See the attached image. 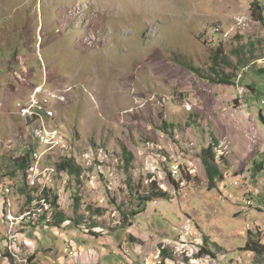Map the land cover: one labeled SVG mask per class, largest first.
I'll return each mask as SVG.
<instances>
[{"label":"rangeland","instance_id":"374dc122","mask_svg":"<svg viewBox=\"0 0 264 264\" xmlns=\"http://www.w3.org/2000/svg\"><path fill=\"white\" fill-rule=\"evenodd\" d=\"M254 1L0 0V201L8 211L2 221L0 210V254L8 226L15 222L11 236L26 218L38 224L30 236L46 261L73 257L61 233L92 245L82 241L88 230L113 241L99 264H254L240 250L249 233L261 237L256 219L264 228V210L244 203L253 194L264 208V22L255 18L264 9L253 14ZM252 45L256 61L237 71L221 65L237 73L235 84L211 83L183 65L208 72L216 49L234 64L232 51L248 55ZM38 87L61 95L51 116L19 110ZM209 144L224 177L212 189L200 157ZM31 147L36 171L24 177L13 159ZM123 151L132 154L128 170ZM67 152L83 167L79 179L54 165ZM178 167L190 176L181 179ZM148 173L171 200L136 209L130 192L147 187ZM50 188L58 204L46 222L32 213ZM90 204L104 209L98 228L90 227ZM56 211L78 222L76 236Z\"/></svg>","mask_w":264,"mask_h":264},{"label":"trees","instance_id":"16d2710c","mask_svg":"<svg viewBox=\"0 0 264 264\" xmlns=\"http://www.w3.org/2000/svg\"><path fill=\"white\" fill-rule=\"evenodd\" d=\"M251 6H252L253 14H254L255 8L264 9L261 3L257 0L254 1L251 4ZM255 18L256 20L264 22L263 12L258 13V15L255 16ZM242 48H238V49L235 48L232 51L237 56V61L234 64H232V61L229 59V56L224 54L222 51H219L218 49H216L215 53L213 54L211 58L212 63L209 67L208 72L204 71L201 68L195 67L192 64L187 63V62H185L183 65L190 71L197 74L200 78L205 79L211 83L235 84L234 82L237 78V73H232V74L226 73L224 69L221 68V65H228L229 67H232L234 70L237 71L239 68L243 69L245 67V64L248 61H256L257 59L260 58V57L254 56V53H253L254 46L253 45L249 49L248 55L247 53L243 52ZM237 82H238L237 84L238 86H243L239 84V80ZM245 86L249 90H252V91L254 90V88L252 87V85H250V83H247ZM214 148H215V144H209L206 148L202 149L201 154H200L202 163L205 167L207 179L209 182V185H208L209 189H212L214 187L213 184H215L217 180L224 179L223 174L218 167V161H219L218 159H220L221 157H216ZM35 153H36L35 150L31 147L28 151H26V153L23 156L13 159L14 166L16 167L18 171L23 172L24 177H25L26 172L34 165L33 162H35V159L33 156ZM122 159H123L124 169L128 170L132 164V160H133L132 154L130 152L123 151ZM54 165L57 168L58 172H61V171L65 172L68 175L75 177L76 179H79V177H81L83 174L82 165H80L79 163H76L74 157L72 155H69L68 152L66 153V155L62 157L60 161L56 162ZM178 171L180 172L181 179L183 178L184 175H186V178L189 175L188 171L185 170L184 167L180 169L178 167ZM167 175L172 181V183H174V188L179 189L180 180L178 181L175 180L170 169L167 172ZM153 177L154 175L152 173H148L146 175V180L148 181L147 187H141L142 184L139 183L134 190H131L130 195L131 197H133V201L136 203V209H138L141 205L146 206L155 201L171 200V196L169 195V192L162 189L159 186L158 182ZM23 185L25 189L28 186L26 184L25 179H24ZM21 192L25 193L23 190H21ZM26 194L29 195L28 192ZM34 197L29 195V200H31L32 198V201H33V198L37 199L39 196L37 197L34 196ZM40 197H43L46 199L47 203L50 206L49 211L52 212V208L57 207L58 197L54 192H52L51 188L45 190L41 194ZM92 205L91 204L86 205L85 210L87 212V215L89 216L88 218L90 220V223L93 224V225H90V227L98 228L99 225L97 223V220L100 216L104 215V209L101 207H97L96 209H93ZM73 206L75 208V211H77V209L80 208L81 201L79 197L74 198ZM140 212L141 211H137V210L133 211L131 213V216L138 215ZM41 216H44L43 219L46 220L45 214ZM54 218L56 220L59 219V221H67L75 226H79L78 222L75 219L68 217L62 211H56L54 214ZM92 218H95V219L93 220ZM240 250L245 253H251L254 257V260L257 263H262L264 261V245L261 243L260 238L258 237L256 233L255 234L249 233V237L247 238L245 244L240 248ZM166 253H167L166 250L162 248L160 251V254L163 260L166 258H170L169 256L166 255ZM3 256L7 257L9 260H11L12 263H14L7 254L4 253Z\"/></svg>","mask_w":264,"mask_h":264},{"label":"crops","instance_id":"0c3cea01","mask_svg":"<svg viewBox=\"0 0 264 264\" xmlns=\"http://www.w3.org/2000/svg\"><path fill=\"white\" fill-rule=\"evenodd\" d=\"M44 175H46V174L44 173ZM250 200L252 202V205L250 207L258 210L259 213H262L264 208H262L260 206L261 202H260L259 198L257 199V196H254L252 194L250 196ZM6 204L7 203L5 201H0V210L2 212V221H4V213L8 212V211H6ZM247 208L248 207H246V206L244 208L242 207V209H244V210L246 209L245 213L248 216H252V214L250 213V211ZM33 215H35V214L32 213V217H33ZM31 222L22 221L21 225L16 226V232L11 234V236L13 235L15 237V239H17L18 247L22 251V254L25 255L26 263H29V264H76V262L74 261V258L77 259V262L79 264H99L98 259H100L106 253L107 245L109 243L113 242L112 239L109 238V239H107L108 240L107 242H109L107 245H106V243L102 244V242H103L102 240L104 239L103 237L98 236L96 238L95 235L89 236L88 234H86V233H88V230H85V233H83L82 241H85V243H87V242L92 243V245L89 244L88 247H84L83 245H78L77 243H75V241L71 242V240L68 239V237H67V235H65V233H61V237H63L64 240H68L67 247L74 250L73 257L71 258V260H68L67 263L63 262V259L55 260L51 257H47L46 258L47 261H46L45 259L42 260V259L38 258V254H37V250H36L37 243L30 236V230L32 229L31 227L33 226V227L37 228L38 224H34L35 222H33V223H31ZM46 222H49V221H46ZM64 223L68 224L69 222L66 221ZM255 226H256V228H259L258 231L262 233L261 237H259V238H260L261 243L264 245V239L262 238V237H264V228L262 227L261 221L259 219L255 220ZM64 227H67V226H64ZM64 227H62V228H64ZM77 228H79V227L78 226H76V227L72 226L73 236H76V229ZM83 232H84V230H83ZM5 233H6V229L1 231V236H4ZM6 244L8 247L7 241H6ZM98 246L101 247V250L98 249ZM4 253L8 255V248H7V250H5L4 252H2L0 254V258L2 259V262L9 260L7 257L3 256ZM246 255L248 258H250L254 262V264H264V261L262 263H257L254 260V257L251 253H246ZM8 256L10 257V255H8ZM212 261H214V260L212 259ZM11 264H15V263L11 262ZM202 264H212V263L209 262V259H205Z\"/></svg>","mask_w":264,"mask_h":264},{"label":"built area","instance_id":"2783aa9c","mask_svg":"<svg viewBox=\"0 0 264 264\" xmlns=\"http://www.w3.org/2000/svg\"><path fill=\"white\" fill-rule=\"evenodd\" d=\"M34 92L35 94L33 96L31 95L27 104H18L19 110L32 111V116H33V113H38V111H47V113L51 114L52 109L50 107V102L52 100H55V97L59 98L61 95H57L56 93H51V92H44L43 90H41L40 87L34 89ZM261 104L264 105V101H261ZM44 125H46L47 128H50L49 124H44ZM42 144L43 146H45V143H42ZM41 157H42V154H38V160ZM33 164H34V171H33V175H34L36 171L37 162H33ZM244 203L246 205H250L251 201L244 200ZM14 226H15L14 224H10L7 230L8 255H10V258L12 259L14 263L29 264V263H26L25 255L22 254V251L18 247L17 239H15L14 236H9V229H14ZM65 252L67 253V251ZM74 261L76 262V264H79L77 262V259H74ZM215 264H219V263L215 260Z\"/></svg>","mask_w":264,"mask_h":264},{"label":"bare ground","instance_id":"6f19581e","mask_svg":"<svg viewBox=\"0 0 264 264\" xmlns=\"http://www.w3.org/2000/svg\"><path fill=\"white\" fill-rule=\"evenodd\" d=\"M38 113H40V114L42 113V114H44V116H51L52 115V112H51V114H49V113H47V111H38ZM42 139H43V142H44V138L43 137H42ZM34 155L36 156L37 154L35 153ZM49 173H51V170L48 171V174ZM235 184H237V182H235ZM36 204L38 206L35 207L33 213L35 215H38V216H41V215L45 214L46 215V221H50L51 217H52V215H51L52 212L49 211L50 207H48V204L46 203V199L43 198V197H40L39 199L36 200ZM25 220H26V218H23L22 221H25ZM14 224H15V222H14Z\"/></svg>","mask_w":264,"mask_h":264}]
</instances>
